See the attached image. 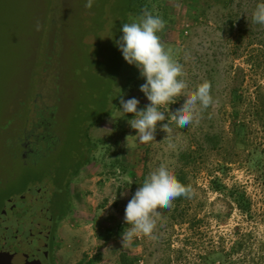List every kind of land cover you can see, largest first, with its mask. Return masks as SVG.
<instances>
[{
  "label": "rangeland",
  "instance_id": "rangeland-1",
  "mask_svg": "<svg viewBox=\"0 0 264 264\" xmlns=\"http://www.w3.org/2000/svg\"><path fill=\"white\" fill-rule=\"evenodd\" d=\"M126 1L94 0L89 9L86 0H0V222L40 183L66 179L69 207L51 264H264V25L251 21L264 0H141L165 21L158 35L187 90L207 80L213 97L183 128L170 112L184 97L162 107L167 119L148 144L135 137L134 114L120 110V96L137 98L138 110L150 103L140 74L120 90L134 67L115 43L134 18ZM162 163L193 195L158 209L152 235L123 246L125 207Z\"/></svg>",
  "mask_w": 264,
  "mask_h": 264
},
{
  "label": "clouds",
  "instance_id": "clouds-1",
  "mask_svg": "<svg viewBox=\"0 0 264 264\" xmlns=\"http://www.w3.org/2000/svg\"><path fill=\"white\" fill-rule=\"evenodd\" d=\"M93 3L94 0H86L85 7L90 9ZM241 13L246 15V11ZM251 21L264 25V3L255 6ZM39 27L37 24L36 30ZM164 27L165 21L160 16H154L145 9L132 22L123 23L122 35L115 41L124 60L138 68L145 80L139 90L150 103L144 109L138 110L140 101L135 97L125 100L120 96L119 99L122 114H134L129 124L136 130L135 137L142 144L155 141L157 123L167 119L160 109L175 103L177 98L183 96L184 101L180 108L170 112V119L180 128L198 122L200 113L213 104L209 81L205 80L193 90H187L188 83L182 78L185 76L183 66L173 58L171 49L165 48L158 35ZM160 128L166 133L171 131L168 123H162ZM131 183L129 180L128 184ZM192 195L191 187L182 184L166 164L162 163L150 171L125 207L124 223L128 227L121 234L122 245L130 244L140 235L151 236L156 227L158 209H171L175 199L191 198Z\"/></svg>",
  "mask_w": 264,
  "mask_h": 264
},
{
  "label": "flooded vegetation",
  "instance_id": "flooded-vegetation-1",
  "mask_svg": "<svg viewBox=\"0 0 264 264\" xmlns=\"http://www.w3.org/2000/svg\"><path fill=\"white\" fill-rule=\"evenodd\" d=\"M66 183V179H61L58 186L54 179L52 182H42L35 187L36 193L29 202L23 200L21 206L17 204L15 212L11 209L9 212L3 211L2 214L6 216L1 223L0 245L4 242L1 238L8 240L6 248L11 247L10 251L14 250L13 253L18 257L34 256L38 259L45 252L48 263L51 264L49 257L55 247L57 225L66 216L63 210H56L55 205L63 203V208L69 207V197L65 193Z\"/></svg>",
  "mask_w": 264,
  "mask_h": 264
},
{
  "label": "trees",
  "instance_id": "trees-1",
  "mask_svg": "<svg viewBox=\"0 0 264 264\" xmlns=\"http://www.w3.org/2000/svg\"><path fill=\"white\" fill-rule=\"evenodd\" d=\"M126 4L128 5L127 10L128 11H133L134 14V18L140 16L144 10V3L141 2V0H127ZM132 22V20H131ZM124 77H123V84L122 87L120 88V90H122L130 81H132V79L136 76H139V69L136 68L135 66L130 68L129 66L126 67L124 69ZM107 112L104 111V113L97 115L94 117V120H92V122H95L97 119H99L101 116L105 115ZM83 124V123H82ZM83 126V125H82ZM238 131V130H237ZM71 132H72V136L75 139L74 141V150L75 151H83L85 149V143L83 141V139H79L80 138V130L79 128L77 129H73L71 128ZM85 137V135H83ZM89 148H87V150L85 151L86 153H84L83 157L84 159L87 158L88 153H89ZM86 154V155H85ZM88 159V158H87ZM86 161V159L84 160V162ZM78 164L76 166V168L73 170V173L76 172V170L79 168ZM67 188V186H66ZM229 195L231 196V198L233 199L234 203L236 204V206L243 212H246L249 210V200L246 198L244 192H240L239 190H234V191H230ZM67 210L68 207L65 208V210H63V214L66 215L67 214Z\"/></svg>",
  "mask_w": 264,
  "mask_h": 264
},
{
  "label": "water",
  "instance_id": "water-1",
  "mask_svg": "<svg viewBox=\"0 0 264 264\" xmlns=\"http://www.w3.org/2000/svg\"><path fill=\"white\" fill-rule=\"evenodd\" d=\"M1 215H5V214H1ZM5 216L3 217V220L5 219ZM1 223L2 221L0 222V229L2 228ZM1 241L4 242H2L3 244L2 246L0 245V264H49L45 252L38 259H36L34 256L18 257L13 253L14 250L10 251L11 247H9V249L6 248V245L8 244V240L1 238Z\"/></svg>",
  "mask_w": 264,
  "mask_h": 264
}]
</instances>
